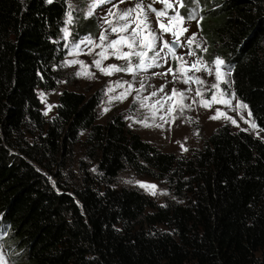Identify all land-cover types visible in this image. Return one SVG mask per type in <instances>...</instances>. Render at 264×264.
Masks as SVG:
<instances>
[{
    "label": "trees",
    "instance_id": "obj_1",
    "mask_svg": "<svg viewBox=\"0 0 264 264\" xmlns=\"http://www.w3.org/2000/svg\"><path fill=\"white\" fill-rule=\"evenodd\" d=\"M185 4L264 130V0ZM68 9L0 0V249L16 264H264V138L221 126L188 154L165 151L123 112L100 121V90L64 89L44 114L39 88L58 87ZM187 9H176L185 20ZM78 29L99 33L94 19ZM125 170L170 197L116 186Z\"/></svg>",
    "mask_w": 264,
    "mask_h": 264
},
{
    "label": "rangeland",
    "instance_id": "obj_2",
    "mask_svg": "<svg viewBox=\"0 0 264 264\" xmlns=\"http://www.w3.org/2000/svg\"><path fill=\"white\" fill-rule=\"evenodd\" d=\"M68 6L71 5L72 7V15H73V23L68 24L67 16L65 20V27L69 29L71 35L68 38H64L68 46V54L61 64H59L56 68L60 74V81L58 87L52 90H47L45 88H39V95L41 98V94H43L44 99L42 101V110L44 114L50 118L52 117L58 105V97L62 90L64 89H72L77 91H83L86 93H93L97 90H100L102 93V100L99 107V120L102 122L107 121L111 115L118 112H123L125 117L126 116H133L135 119H140L145 115H148L149 110L147 108H140L138 103H134V100L137 95L141 98L149 97L146 104H153L157 99H161L163 102V97L165 94H170L173 88L177 89L178 91H184L186 89L191 88V91H185L186 99L183 100L184 104H191V108L184 109L183 113H180L178 110L172 113L171 115H165V111L172 105L173 102L164 103V107L159 110L157 113V117L155 120V124H163V127H144L140 123L134 122L133 119H127L128 125L134 129L135 131L139 132L142 137L151 141L152 143L159 146L161 149L165 151L175 152L177 154H188L193 149L200 147L205 137L209 136L213 131L221 126H226L232 131L238 130H245L254 135L255 137L264 138V130H262L255 120L253 119L252 115L248 116V109H240L236 108L237 102L241 101L237 96L236 99L232 101V107H228L223 104H213L211 108H205L201 106L199 103H192L193 99L196 101L200 100V97L196 96V89L200 88L204 92V98L208 99L211 96V93L207 91V89L213 84L216 83L215 75H209L205 71H201L199 73L189 72L188 75H195L201 77L205 83L202 85H197L195 83L185 84L179 78L180 74L177 73V79H173L171 73L168 75H154L153 73H165L168 67H173L174 69L177 66V62L174 60L169 59L167 64H164L161 61L160 67H153L146 71H140L135 75L127 72H115L113 75H104L99 69L95 67L93 61L97 59L96 53L99 52L101 49L96 48L94 52L88 54V49L84 45L80 46V53L77 55L75 54V49L72 47L73 43L78 41L81 38L86 36H92L91 34L79 32L78 26L80 23L81 17L84 19H94L97 21L98 26L100 25V17L103 16L109 7L110 4L102 5L95 10V15L92 17H85V10L87 8L88 3L90 0H67ZM113 3H119V0H112ZM136 0H125L124 3L119 4L120 9H126L132 7ZM152 3V0H144V4ZM154 6L160 7L161 3H153ZM69 11V9H68ZM149 22L152 25L153 29L158 30L157 20L155 18L154 13H149ZM165 22H167L165 20ZM183 27L188 29L187 32L183 33L180 36V40L183 46H180L179 49L176 50V54L178 56H183L185 60L191 63L197 57L189 56L187 53L189 48L186 44V40L188 37H191L193 33H196V40L192 46V49L197 53V56L203 57V60L209 62V67L214 69V65H212V61L218 55L216 53H211L207 56L205 52L201 51L200 48H197L196 45H202L203 47L207 48V42L202 37L200 30L198 28V24L196 20H185ZM101 29L99 26V33ZM98 33V35H99ZM92 36L93 38L98 37ZM63 36V31H62ZM110 38H115V35H111ZM163 39L170 40L172 37L169 34H164ZM127 50V49H125ZM151 55V53H150ZM163 55V54H162ZM220 57V56H219ZM71 60H82L85 62L86 65L90 67L87 69L88 71L94 73L93 77L87 76H77L75 75L76 72L80 71L81 65L74 64L69 65L66 62ZM135 59L133 63H135ZM109 64H117V65H124L125 61L119 60L116 58H109L103 62V66H107ZM222 71L228 72L224 66H222ZM226 79L230 82V90L234 91L233 89V81L230 75L226 77ZM120 81L121 83L127 81L132 85L131 94L128 95L127 99L122 102H113L109 104V98L112 95H118L120 92L124 91L128 84H124L123 88L116 87V82ZM141 82H143L144 87L141 88ZM164 86L163 92H160L159 89L161 86ZM112 87L115 89L112 93H107V88ZM221 89L228 90L229 85L221 83ZM153 91L157 92V96H151ZM219 96V94H217ZM177 101L179 98H175ZM53 105L54 107L51 108L49 111L48 106ZM108 107L110 110L105 113L103 109ZM220 109L222 112L227 113V116L231 117L232 119L236 120V123L233 124L230 120L221 117L220 119L212 120L209 119L210 116L216 114V110ZM175 115L176 119L172 121L171 116ZM164 116V120H161L159 117ZM191 118V119H189ZM165 121H168L165 123ZM246 121H254L257 125L255 129L251 127L250 123ZM149 123H153L151 119H149ZM198 133V135H197ZM183 145V148L181 147ZM186 148L187 151L183 149ZM137 181L148 182L152 184H156L157 188L155 189L156 194L152 195L149 190L142 188L139 186ZM116 186L122 187H137L141 190L148 193L152 198H154L157 202H164L168 197H170V193L168 190V186L165 182L159 181L152 177L138 175L131 170L122 171L117 179H116ZM0 252L3 253L7 264H16L14 263L9 254L4 250L0 249Z\"/></svg>",
    "mask_w": 264,
    "mask_h": 264
},
{
    "label": "snow or ice",
    "instance_id": "obj_3",
    "mask_svg": "<svg viewBox=\"0 0 264 264\" xmlns=\"http://www.w3.org/2000/svg\"><path fill=\"white\" fill-rule=\"evenodd\" d=\"M49 3L52 0H48ZM125 0H119V3H113L112 0H90L85 10V17L94 16L95 10L105 4H110L111 7L108 8L107 12L100 17V33L98 37L93 38L92 36H86L74 42L72 47L75 49V54L80 53V46L84 45L88 49V54L95 51L96 48L101 49L96 53L97 59L93 61V64L97 69H99L104 75H113L115 72H127L135 75L140 71H146L153 67H160L161 61L167 64L169 59L177 62V66L168 67L165 73H153L154 75H168L172 74L173 79H177V73L180 74L179 78L185 84L195 83L197 85H202L205 81L195 75H188L189 72L199 73L201 71L207 72L209 75H215L216 83H213L207 91L211 93L210 98H204V92L200 89H196V96L200 97L199 101L193 99L192 103H199L205 108H211L215 104H223L228 107H232V101L236 99V94L234 91L230 90V82L226 79L230 75L231 69L228 72L222 71V66L225 65V61L217 56L211 62L214 65V69L209 67V62L203 60V57L197 56V53L192 49V46L196 40V33H193L191 37H188L186 44L189 48L188 55L197 57L191 63L184 59L183 56H178L176 54V48L183 46L180 40V36L187 32L188 29L183 27L186 17L181 15V13L176 10L177 8H186L185 0H152V3L144 4V0H136L132 7L126 9H120L119 4L124 3ZM153 3H161L164 5L162 9H156L153 7ZM169 10H172L171 15H169ZM72 7L69 5V11L67 13V23H73ZM149 13H154L158 24V30L153 29L149 22ZM198 16L196 9H187V19L193 20ZM202 19V17H201ZM165 20L167 22H165ZM63 37L68 38L71 33L69 29L65 27L63 30ZM115 35V38H110L111 35ZM164 34H169L172 39H163ZM197 48L201 51L207 52V48L202 45L197 44ZM127 49V50H125ZM151 53V55H150ZM163 54V55H162ZM116 58L125 61L124 65L109 64L106 67L103 66V62L109 58ZM135 59V63L133 60ZM69 65L79 64L81 65L80 71L76 72L77 76H87L93 77L95 74L88 71L90 67L86 65L82 60H71L66 62ZM221 83L228 84L229 89H221ZM124 84H128V87L120 92L118 95H112L109 98V104L113 102H122L127 99L128 95L131 94L132 85L131 83L125 81L121 83L116 82V87L123 88ZM143 82H141V88H143ZM164 86L162 85L159 89L163 92ZM107 93H112L115 91L114 88H107ZM185 91H191V88L184 91H178L173 88L170 94H165L161 99H157L153 104H146L145 101L149 97L141 98L139 95L136 96L134 103H138L140 108H147L149 110L148 115L143 116L140 119H135L133 116H126V119H133L134 122L142 124L144 127H163V124H155L157 113L161 108L164 107V103L173 102L172 105L165 111V115H171L175 111L183 113L184 109L191 108V104H184L183 100L186 99ZM219 94V96L217 95ZM151 96H157V92L153 91ZM179 98L177 101L175 98ZM41 99L43 100V94H41ZM53 105H49V111ZM236 108L248 109V105L242 101H238ZM110 109L105 107L103 112L107 113ZM46 114V113H45ZM248 116L252 115L251 110L248 109ZM224 117L230 120L233 124L236 120L227 116V113L222 112L219 108L216 110V114L210 116L209 119L216 120ZM164 120V116L159 117ZM149 119L153 123H149ZM172 121L176 119L175 115L171 116ZM191 119V118H189ZM168 121H165L167 123ZM251 124V127L255 129L257 127L254 121H246ZM247 130V129H245ZM198 135V133H197ZM183 148V145H181ZM187 151L186 148L183 149ZM140 187L149 190L152 195H155L156 184L137 181ZM0 264H7V261L2 252H0Z\"/></svg>",
    "mask_w": 264,
    "mask_h": 264
},
{
    "label": "water",
    "instance_id": "obj_4",
    "mask_svg": "<svg viewBox=\"0 0 264 264\" xmlns=\"http://www.w3.org/2000/svg\"><path fill=\"white\" fill-rule=\"evenodd\" d=\"M179 48H180V47H177L176 50L179 49Z\"/></svg>",
    "mask_w": 264,
    "mask_h": 264
}]
</instances>
